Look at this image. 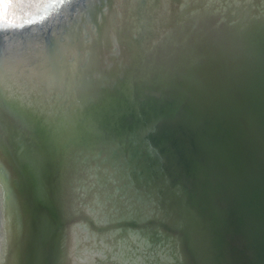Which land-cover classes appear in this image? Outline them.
<instances>
[{
  "label": "water",
  "instance_id": "obj_1",
  "mask_svg": "<svg viewBox=\"0 0 264 264\" xmlns=\"http://www.w3.org/2000/svg\"><path fill=\"white\" fill-rule=\"evenodd\" d=\"M0 264H264V0H0Z\"/></svg>",
  "mask_w": 264,
  "mask_h": 264
}]
</instances>
